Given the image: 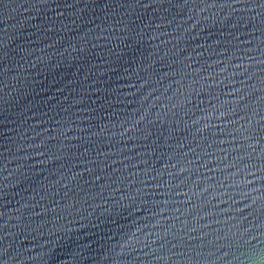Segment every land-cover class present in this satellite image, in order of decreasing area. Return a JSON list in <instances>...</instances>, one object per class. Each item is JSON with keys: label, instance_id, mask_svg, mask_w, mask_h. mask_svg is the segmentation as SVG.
<instances>
[{"label": "water", "instance_id": "obj_1", "mask_svg": "<svg viewBox=\"0 0 264 264\" xmlns=\"http://www.w3.org/2000/svg\"><path fill=\"white\" fill-rule=\"evenodd\" d=\"M0 264H264V0H0Z\"/></svg>", "mask_w": 264, "mask_h": 264}]
</instances>
